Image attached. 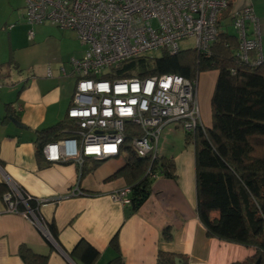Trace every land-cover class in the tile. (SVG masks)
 Returning a JSON list of instances; mask_svg holds the SVG:
<instances>
[{
	"label": "crops",
	"instance_id": "obj_1",
	"mask_svg": "<svg viewBox=\"0 0 264 264\" xmlns=\"http://www.w3.org/2000/svg\"><path fill=\"white\" fill-rule=\"evenodd\" d=\"M230 1L229 14L248 5L253 8L264 57V0ZM21 3L7 0L0 9V264H23L20 246L47 256L46 264H77L69 255L80 242L98 252L94 264H106L118 254L111 245L115 235L123 264H157L159 253L175 255L178 264H235L253 257L251 248L206 237L196 214L194 147L185 144L183 133L182 147L173 148L182 130L175 123L166 124L157 141L158 158L171 161L172 176L157 175L150 196L133 214L110 198L129 186L117 175L126 164L124 152L97 165L86 157L81 166L49 163L37 154L40 131L60 126L58 139L71 132L66 116L77 76L69 61L82 57L85 47L73 31L25 24ZM229 14L221 25L232 26ZM227 34L235 36L234 30ZM216 79L217 71L197 77L204 129L211 127ZM6 181L36 202L34 214L41 228L24 208L7 212ZM76 191L81 194L72 195ZM49 224L55 227L57 242L48 232ZM166 229L170 240L162 238Z\"/></svg>",
	"mask_w": 264,
	"mask_h": 264
},
{
	"label": "built area",
	"instance_id": "obj_2",
	"mask_svg": "<svg viewBox=\"0 0 264 264\" xmlns=\"http://www.w3.org/2000/svg\"><path fill=\"white\" fill-rule=\"evenodd\" d=\"M23 1L27 24L47 23L73 31L85 47L82 57L69 61L77 76L66 116L71 132L42 147L46 162H74L81 166L86 157L104 161L118 156L129 136V146L136 156L150 158V168L158 158L157 141L166 124L175 123L189 135L198 128L204 130L197 79L174 74L112 80L102 76L122 62L153 51L176 55L181 50L180 42L187 39L194 40L195 52L209 56L210 47L217 40L218 17L227 9L228 0ZM229 19L240 62L264 65L259 21L253 8L248 5L230 12ZM29 36H33L32 31ZM7 184L8 191L3 196L7 212H19L20 203L41 228L28 206L30 197ZM129 192L130 188L125 187L110 198L128 206Z\"/></svg>",
	"mask_w": 264,
	"mask_h": 264
},
{
	"label": "trees",
	"instance_id": "obj_3",
	"mask_svg": "<svg viewBox=\"0 0 264 264\" xmlns=\"http://www.w3.org/2000/svg\"><path fill=\"white\" fill-rule=\"evenodd\" d=\"M230 3L228 0L227 9L218 17L217 40L211 45L209 56L193 49L180 50L176 55L161 50L158 55L148 53L122 62L102 78L144 79L174 74L193 80L201 73L217 71L210 101L211 127L198 128L192 135L185 133V144H192L195 152L196 214L207 238L255 251L253 257L235 264H255L258 259L259 264H264V65L240 62L236 37L220 29ZM60 128L38 133V155L45 144L58 140ZM129 138L126 136L121 149L126 164L117 175L129 184L127 209L133 214L150 196L153 179L157 175L171 177L173 165L170 160L157 158L149 168L150 158L136 156ZM81 171L83 175L84 170ZM28 206L35 211L37 204L30 199ZM17 209L22 210V204ZM47 229L57 242L54 225H47ZM162 238L171 239L168 229L162 232ZM111 245L118 254L106 264H123L117 235ZM69 256L77 264H94L98 252L80 242ZM19 257L23 264L47 263V256L25 246H20ZM175 259V255L159 253L157 264H175Z\"/></svg>",
	"mask_w": 264,
	"mask_h": 264
},
{
	"label": "rangeland",
	"instance_id": "obj_4",
	"mask_svg": "<svg viewBox=\"0 0 264 264\" xmlns=\"http://www.w3.org/2000/svg\"><path fill=\"white\" fill-rule=\"evenodd\" d=\"M6 1L7 0H0V9L5 8V2ZM21 7H23V10H24V1H23V4L21 3ZM24 23L27 24L25 21H24ZM45 24H47V23H45ZM27 25H29V24H27ZM47 25H49V24H47ZM220 29L222 31H226L227 33H230V34L233 33L232 26L225 25L224 23L220 26ZM59 46H60V42H59ZM193 48H194V40L193 39H187V40H183L180 42V49L182 51L183 50H191ZM151 54L158 55V51H153ZM200 81H201V76H200ZM183 133H184V131H182V130L179 131V134L175 137V139L173 141L174 142L173 148L177 149V148L182 147L183 142H182L181 138L183 136Z\"/></svg>",
	"mask_w": 264,
	"mask_h": 264
},
{
	"label": "water",
	"instance_id": "obj_5",
	"mask_svg": "<svg viewBox=\"0 0 264 264\" xmlns=\"http://www.w3.org/2000/svg\"><path fill=\"white\" fill-rule=\"evenodd\" d=\"M12 121L15 122L13 119H12ZM19 127H20V126H19ZM178 261H179V259L176 258V259H175V263L178 264ZM259 262H260V260L258 259V260L255 262V264H259Z\"/></svg>",
	"mask_w": 264,
	"mask_h": 264
}]
</instances>
